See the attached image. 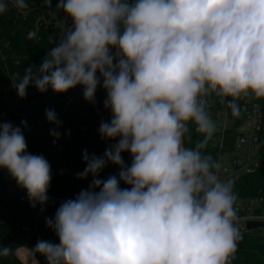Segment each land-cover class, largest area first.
<instances>
[{"label":"clouds","instance_id":"clouds-1","mask_svg":"<svg viewBox=\"0 0 264 264\" xmlns=\"http://www.w3.org/2000/svg\"><path fill=\"white\" fill-rule=\"evenodd\" d=\"M18 10L26 0H9ZM9 2L0 0V13ZM63 13L61 38L35 72L13 87L25 98L78 86L89 103L98 88L111 113L98 129L114 141L89 154L77 178L87 189L62 201L45 224L58 243L38 240L46 264H231L240 239L235 180L206 149L217 124L208 97L240 115L239 101L264 100V0H42ZM71 26L66 25V19ZM36 38L30 31L28 39ZM61 137L62 121L45 109ZM0 122V169L26 191L32 207L49 202L50 162L28 151L24 129ZM201 137L194 143L192 132ZM191 145V146H189ZM128 153L131 163L123 158ZM117 174L100 178L109 165ZM127 187H121V184ZM0 247V256L13 253ZM36 264L39 261L35 259Z\"/></svg>","mask_w":264,"mask_h":264},{"label":"trees","instance_id":"trees-1","mask_svg":"<svg viewBox=\"0 0 264 264\" xmlns=\"http://www.w3.org/2000/svg\"><path fill=\"white\" fill-rule=\"evenodd\" d=\"M29 7L32 4L42 5V0H26ZM57 0H52V9L55 10ZM46 9V8H45ZM48 10V9H46ZM10 10L0 13V37L9 43L10 49L2 50L5 63L0 55V84L7 96L9 111L2 122L11 121L19 126L21 120L27 121L31 128L25 135L28 151L32 154L43 155L51 164L52 180L48 191L49 202L41 208L32 207L25 190L19 188L13 180L15 192H7V180L4 170L0 169V247L11 246L14 251L25 246L32 253V248L38 240H48L58 243L55 233L46 226L45 218L53 217L62 201L75 198L82 189H87L92 177L86 180L77 178L85 168L82 153L86 149L89 154L102 156L109 143L101 139L98 133L100 122L109 121L111 113L99 102V93H96V102L89 103L83 97L73 100L65 109L59 105L61 94L49 89L41 94L34 87L29 86L25 98L15 100L12 77H22L25 69L30 65L38 66L45 56L48 43L55 37V31L40 30V39H28V33L34 30L35 13L30 12L17 26L9 19ZM251 100L260 106L262 113L261 128L258 133L257 149L261 156L259 166L251 173L242 174L235 180L234 192L237 197L248 198L264 193V100L246 99L239 101L242 105ZM54 109L62 126L59 129L61 137L54 141L50 136V129L55 127L47 122L45 109ZM236 134L234 127L229 129ZM226 131V132H228ZM195 131L192 132L193 143L200 139ZM191 146V145H189ZM206 151L218 160L223 152L216 134L209 142ZM126 163H131L128 153H123ZM117 166L109 164L101 173L100 178L106 179L109 175L117 174ZM121 187H127L123 183ZM7 257L0 256V264H23L15 252ZM40 264H46L45 257H35ZM231 264H264V235L246 233L240 235L237 249Z\"/></svg>","mask_w":264,"mask_h":264},{"label":"built area","instance_id":"built-area-1","mask_svg":"<svg viewBox=\"0 0 264 264\" xmlns=\"http://www.w3.org/2000/svg\"><path fill=\"white\" fill-rule=\"evenodd\" d=\"M9 2V0H6ZM8 9L10 10L9 19L13 24L21 26L23 20L30 12L35 13L34 19V32L36 33V41L40 39V30L55 31V37L51 38L48 43V49L54 46L55 42H58L62 35V25L63 13H57L56 16H51L48 14L49 10H46L42 5L32 4L28 9L18 10L12 6L9 2ZM66 19V25L71 26V20ZM10 49L9 43L0 37V55L1 60L5 63L4 55H2V50ZM38 66L33 67L35 72ZM13 84V82H12ZM13 86V85H12ZM15 93V100L18 99L16 89L13 87ZM99 93L98 102L103 106L105 99V92L103 89L98 88ZM83 97L81 87L69 90L67 93L61 94L59 98V105L62 109H65L73 100ZM208 103L210 109L224 108L226 110V116L224 123L222 125H217V130L215 132L216 139L221 146V139L223 135L228 131L225 122L228 119H232L233 126L230 129L236 128L237 141L236 146L244 151L242 157H235L232 160L231 166L222 167V179L231 177L236 180L240 175L253 172L260 163L261 156L258 153L257 143H258V133L261 128L262 113L260 106L252 102L251 100L246 101L240 105L241 111L238 117H233L231 111L226 108V105H221L219 99L215 96L208 97ZM104 107V106H103ZM14 125H16L14 123ZM17 126V125H16ZM254 148V153L251 154V149ZM219 161V159H218ZM237 209L238 221L237 226L239 229V234H246L248 222H261L264 225V193L256 196L243 198L238 197L235 204ZM262 228V227H261Z\"/></svg>","mask_w":264,"mask_h":264},{"label":"rangeland","instance_id":"rangeland-1","mask_svg":"<svg viewBox=\"0 0 264 264\" xmlns=\"http://www.w3.org/2000/svg\"><path fill=\"white\" fill-rule=\"evenodd\" d=\"M9 106L10 105L8 103L7 96L3 90V86L0 84V122H2V120H4V118L7 116L9 111ZM210 112L217 125H222L224 123L226 116V110L224 108L210 109ZM225 124L227 126V129H230L233 126L232 119H228L225 122ZM30 131L31 128L27 126V128L24 129V135L30 133ZM236 141H237V135L231 131H228L223 135L221 139V147L223 149V152L219 157V162L221 163L222 167L231 166L232 160L235 157H242L244 155V151L242 149L237 148ZM111 144L112 143H109L108 147H110ZM253 153H254V148L251 149V154ZM220 174L222 177V172ZM4 176L7 180V192L9 195H12L15 192V186L13 180L6 170H4ZM245 232L251 234L264 235V228L257 227L246 230ZM22 249H25V251H27L25 247H23ZM14 252H16V249ZM21 258H24V256ZM33 259H34L33 261L36 263L35 258ZM25 262H27V264H31L26 258H25Z\"/></svg>","mask_w":264,"mask_h":264},{"label":"crops","instance_id":"crops-1","mask_svg":"<svg viewBox=\"0 0 264 264\" xmlns=\"http://www.w3.org/2000/svg\"><path fill=\"white\" fill-rule=\"evenodd\" d=\"M23 247H25V246H20V247H18V248H16V256L23 262V264H27V262H25V258L31 263V264H36L33 260V255H32V253H31V251L28 249V248H26L27 249V251H25V249H22ZM22 255V256H21ZM24 256V258H21V257H23ZM36 259V258H35ZM40 264V263H39Z\"/></svg>","mask_w":264,"mask_h":264},{"label":"water","instance_id":"water-1","mask_svg":"<svg viewBox=\"0 0 264 264\" xmlns=\"http://www.w3.org/2000/svg\"><path fill=\"white\" fill-rule=\"evenodd\" d=\"M257 227L264 228V225L261 222H248L247 223V228L248 229H253V228H257Z\"/></svg>","mask_w":264,"mask_h":264}]
</instances>
